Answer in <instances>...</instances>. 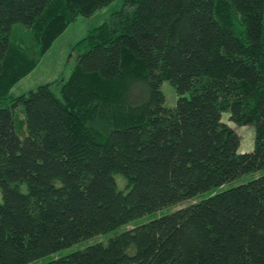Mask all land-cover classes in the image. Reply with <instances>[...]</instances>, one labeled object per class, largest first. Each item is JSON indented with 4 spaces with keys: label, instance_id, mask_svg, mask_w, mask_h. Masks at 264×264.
Returning a JSON list of instances; mask_svg holds the SVG:
<instances>
[{
    "label": "trees",
    "instance_id": "16d2710c",
    "mask_svg": "<svg viewBox=\"0 0 264 264\" xmlns=\"http://www.w3.org/2000/svg\"><path fill=\"white\" fill-rule=\"evenodd\" d=\"M114 1L0 0V264L122 227L46 264H264V175L128 228L264 169V0H124L73 46L68 79L12 94L69 26ZM224 113L255 127L251 152Z\"/></svg>",
    "mask_w": 264,
    "mask_h": 264
},
{
    "label": "rangeland",
    "instance_id": "374dc122",
    "mask_svg": "<svg viewBox=\"0 0 264 264\" xmlns=\"http://www.w3.org/2000/svg\"><path fill=\"white\" fill-rule=\"evenodd\" d=\"M123 5L124 0H115L109 6L99 10L93 16L89 18H79L75 23L69 26V28L63 33V35H61L60 38L53 44L52 48L40 59L36 69L12 90V94L18 97L37 89L41 85L68 79L77 61V54L73 51V46L83 38H85L92 29L98 27L104 21H106L111 16V14L122 9ZM161 90L165 96V107L169 109L175 108L180 96L178 95L174 87L169 82H164L161 86ZM222 118L223 121L230 127H232L241 138L239 153L244 154L251 152L254 149L255 143V127L252 125L241 127L234 124L232 121H230L229 113H224ZM15 125L18 136L22 140H24L27 136V126L25 114L22 109H18L16 111ZM263 175L264 169L255 173L243 175L229 183H226L222 187L200 194L197 199L186 201L178 205L177 207H167L153 214H149L142 218H139L134 221L128 228H136L152 220L169 215L178 209L207 199L208 197H210V195H212V193L217 194L224 192L226 190L253 181L254 179L259 178ZM116 181L121 189L125 188L126 179L123 176L117 175ZM124 229L125 227H122L117 230L115 234L110 233L108 235H100L89 240L82 241L76 245L58 251L49 256L43 257L30 264H46L53 260H57L64 256L70 255L78 250L85 249L91 245H96L99 243L106 244L113 235L120 233Z\"/></svg>",
    "mask_w": 264,
    "mask_h": 264
}]
</instances>
